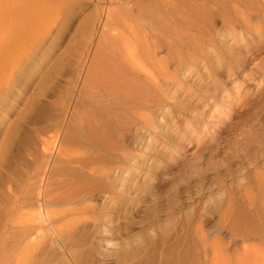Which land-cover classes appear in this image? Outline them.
I'll return each mask as SVG.
<instances>
[{
    "label": "bare ground",
    "instance_id": "6f19581e",
    "mask_svg": "<svg viewBox=\"0 0 264 264\" xmlns=\"http://www.w3.org/2000/svg\"><path fill=\"white\" fill-rule=\"evenodd\" d=\"M68 12L80 14L77 24L50 43ZM253 14L264 15V0H0V264H103L109 254L90 236L110 231L97 229V219L130 214L164 168L156 158L140 174L141 149L188 113L184 132L196 133L201 114L186 104L196 83L188 75L216 74L226 33L250 31ZM58 43L52 65L23 79ZM199 62L208 64L202 72ZM60 82L67 87L58 90ZM178 158L172 148L165 155L167 163ZM237 217L234 232L252 235L250 218ZM138 249L112 252L120 264H160ZM225 249L212 247L215 264H264L254 248L236 251L232 263Z\"/></svg>",
    "mask_w": 264,
    "mask_h": 264
},
{
    "label": "rangeland",
    "instance_id": "374dc122",
    "mask_svg": "<svg viewBox=\"0 0 264 264\" xmlns=\"http://www.w3.org/2000/svg\"><path fill=\"white\" fill-rule=\"evenodd\" d=\"M79 15H63L49 42H54L52 36L58 42L66 38ZM249 22L250 31L226 33L221 60L215 62L219 65L216 74L188 75L196 83L189 87L186 104L200 109L201 114L194 125L196 133L185 134L192 125H183L184 117L190 119L194 114L179 119L178 108L171 109L170 116L178 119L169 126L171 135L160 137L152 148L139 151L143 156L140 174L156 158L164 168L155 171L150 188L140 194L141 200L129 210L130 214H121L118 219L113 214L108 222L97 219V229L105 226L110 231L98 234L94 230L90 236L95 246L101 243L104 255L109 254L103 257V264H120L122 259L112 250L136 247L144 259L156 253L160 264H215L211 250L217 245L229 248L224 254L230 263L243 247L256 249L264 258V217H257L264 189V15H250ZM60 48L48 49V55L43 51L44 55L30 64L23 79L39 77L52 65ZM203 65L198 63L200 72L208 66ZM213 78L219 79L217 84H213ZM63 87L67 86L60 82L58 90ZM185 94L181 91L178 97ZM201 96L213 98L204 104ZM226 104L231 106L227 116ZM204 128L206 132L201 133ZM171 148L179 153V158L167 163L165 155ZM157 151L161 154L156 155ZM238 213L250 218L252 235L243 237L234 232L239 226ZM199 227L205 234H196ZM103 238H111L112 244L103 248Z\"/></svg>",
    "mask_w": 264,
    "mask_h": 264
}]
</instances>
